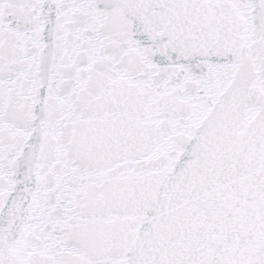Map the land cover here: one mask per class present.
<instances>
[{"label": "snow or ice", "instance_id": "1", "mask_svg": "<svg viewBox=\"0 0 264 264\" xmlns=\"http://www.w3.org/2000/svg\"><path fill=\"white\" fill-rule=\"evenodd\" d=\"M0 264H264V0H0Z\"/></svg>", "mask_w": 264, "mask_h": 264}]
</instances>
